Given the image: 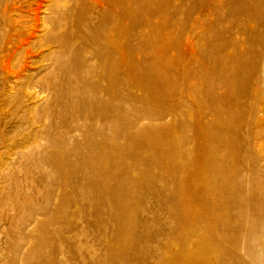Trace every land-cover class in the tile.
<instances>
[{
  "label": "rangeland",
  "instance_id": "1",
  "mask_svg": "<svg viewBox=\"0 0 264 264\" xmlns=\"http://www.w3.org/2000/svg\"><path fill=\"white\" fill-rule=\"evenodd\" d=\"M10 8L0 264H264V0Z\"/></svg>",
  "mask_w": 264,
  "mask_h": 264
},
{
  "label": "bare ground",
  "instance_id": "2",
  "mask_svg": "<svg viewBox=\"0 0 264 264\" xmlns=\"http://www.w3.org/2000/svg\"><path fill=\"white\" fill-rule=\"evenodd\" d=\"M12 1H14V0H12ZM54 2H55V4H59V2H62L63 3V0H54ZM9 14H11L10 0H0V25H1L0 27H2V28H5V27L8 28L5 31H3L0 28V54L2 52H4V53L6 52L7 53L8 50H9V48L11 46H14V47L18 48V52L19 51L21 52L23 50L24 51V57H25L26 54H27V51H28L27 48L28 47H31V43L30 42L29 43H26L25 44L26 47H23L22 44H20L19 46L15 45V43L12 40V38H14L15 35L12 33L13 32L12 31V21L10 20V17H8ZM63 17H64V13H63V11L61 9H59V10L55 11L52 14L51 20L49 22H44V25L42 26V28H43L42 30H43V33H44L45 37H54V35L56 34L57 30H60L61 27H62V25H63V22H64V18ZM36 21L37 20L35 19L34 22H36ZM29 36H32V33H26V35H24V37H22L20 39V41L21 42H24L25 39H26L25 37H29ZM107 39H108V42L111 43L113 41V35H111L109 33ZM18 54H21V53H18ZM11 56L12 55H10V54H5L4 56H2V55L0 56V69L3 70V71H6L7 73H10V71H9V68H10V66H9V59H10ZM15 60H16V58H15ZM60 60H62V59H60ZM12 61L14 62V59ZM23 62L25 63L26 61L23 59ZM44 63H45V61H44Z\"/></svg>",
  "mask_w": 264,
  "mask_h": 264
}]
</instances>
